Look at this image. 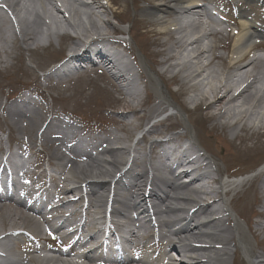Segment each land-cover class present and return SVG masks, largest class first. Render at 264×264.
<instances>
[{
  "label": "bare ground",
  "instance_id": "6f19581e",
  "mask_svg": "<svg viewBox=\"0 0 264 264\" xmlns=\"http://www.w3.org/2000/svg\"><path fill=\"white\" fill-rule=\"evenodd\" d=\"M135 1L147 6L143 12L149 20L140 21L134 14V24L126 32L130 41L126 44L116 38L124 33L116 25L126 22L123 19L127 15L125 1L122 8L115 0H107V5L100 0L87 3L80 0H4L5 6L0 7V45H20L28 53L32 50L30 46H34L36 53L53 41L64 40L69 32L76 38L73 46L85 44L87 48L80 52L81 57L70 56L57 65L50 76L57 81H67L83 69L78 65L79 60L89 65L100 61L104 69L101 74L108 76L118 94L126 99L122 112L115 116L121 130L125 131L123 126L132 122L136 129L142 123L147 126L167 110L175 114L174 122L153 125L133 146L124 144L117 135L98 137L94 141L100 145H93L92 151L107 144L98 153L99 158L80 155L87 157L88 162L78 164L73 159L62 163L67 153L65 138L51 139L52 119H42L37 99L27 95L9 105L6 110L12 121L10 124L17 132L22 129L15 117L24 121L32 132L36 129L32 141L28 145L23 143L25 149L34 148V139L54 146L50 157L60 164L61 170L56 174H60L58 182L65 183L55 188L56 197L62 199L72 193L78 194V198L51 209V213L60 215L54 223L44 222L36 214L40 213L38 208L21 206L36 214L34 216L14 208L15 211L5 209L7 219H20L25 226L13 224L0 233V264H148L128 257L110 263L95 249L82 255L76 253V248L94 242L105 229L123 233L124 227L134 239L139 230L154 229L161 249V253L154 256L155 264H185L170 259V253L180 250L171 239L173 236L181 243L189 238L205 241V246L195 249L202 255L192 264H264V168L251 178L230 179L226 167L217 166L225 154L220 156L209 151L195 130V125L201 124L204 135L214 145L221 141L220 145L228 148L229 158L241 162L252 160L256 147L249 144L259 141V137L264 139V57L253 56L257 48L253 42L264 32L246 19L244 8H238V22L232 23L235 32L228 36L224 45H217L214 38L223 32L219 29L223 24L218 23L204 5L197 3L199 0H132V3ZM245 1L248 6L255 5L256 10L264 9V0ZM107 8L116 22L108 20ZM57 15L61 18L57 19ZM81 16L86 17L85 24ZM204 21L208 24L204 25ZM139 33L147 41L135 44L133 49L131 40ZM219 50L222 53L218 54ZM133 55L137 64L131 61ZM89 67L83 71L89 75L97 71ZM233 86L235 91L240 90L236 95L235 91L231 93ZM187 94L193 96L188 98ZM210 96L211 102L208 101ZM184 117L188 124L184 123ZM62 122L59 127L71 126ZM59 127L54 129L59 130ZM173 130H179L178 134H172L165 142L151 141L148 151L144 150L146 147L142 145L149 138L147 134L162 136ZM64 134L69 135L70 128H66ZM83 138L82 142L86 140ZM11 140L16 141L15 138ZM111 142L120 147L113 148ZM18 145L21 148L22 144ZM83 150L78 148V151ZM16 155L15 148L9 156L13 166L18 161ZM200 161H206L211 170L195 168ZM188 166L191 170L186 169ZM177 168L183 170L175 174ZM134 169L138 172H131ZM122 171L121 176H117ZM186 178L189 183L183 184L181 181ZM110 179L111 182H107ZM105 193L113 205H118L109 213L103 212V207L109 205L105 204ZM18 194L20 197L27 195L25 192ZM14 202L21 205V202ZM78 203L81 205L74 212L67 211L68 206ZM172 204L190 207L173 208ZM5 207L10 206L0 203V211ZM132 213H139L147 220L141 224L129 216ZM241 216L245 224L239 221ZM117 218L123 222L118 223ZM67 224L76 234L63 236L66 242L73 239L69 252L54 251V256H45L42 255L44 249L33 246L31 241L20 246L28 256L11 250L24 240L23 230L39 239L54 240ZM178 224L180 226L172 233L160 232ZM87 227L93 231L82 241ZM182 246L189 247L184 243Z\"/></svg>",
  "mask_w": 264,
  "mask_h": 264
},
{
  "label": "rangeland",
  "instance_id": "374dc122",
  "mask_svg": "<svg viewBox=\"0 0 264 264\" xmlns=\"http://www.w3.org/2000/svg\"><path fill=\"white\" fill-rule=\"evenodd\" d=\"M123 1H125L127 9V15L123 18L124 22H126L122 23L123 25L120 26L116 25L121 30H125V28H129V26L134 24V14L136 19L140 21L149 20L148 17H146L147 15L143 12L147 6H145L142 1H135V3H132V0H115V3L122 8ZM202 1L206 3L218 2V0ZM220 2L221 3L218 5L223 6L222 10H226L224 4L225 2L228 3L229 0H222ZM101 3L106 5V1L104 0H101ZM234 5H236L237 8L245 7L244 2L240 0L234 1ZM108 10L109 9L107 8V11ZM250 16L252 17L249 18L256 20L253 14ZM81 17L85 24L87 20L86 17ZM107 18L111 22H116L109 11L107 12ZM232 19H234V17ZM136 22L137 24L140 23L139 21ZM139 34L141 36L139 35L135 38L131 37L133 49L135 44L140 45L147 41L146 39H143L142 33ZM124 38H128V41H130L127 33H125ZM220 40L219 36L214 38L217 45H224V42ZM65 42V40H60L58 45L56 41H53L52 45H49L44 50L36 53L33 52L34 46H30V49L32 48V53H30L31 50H29L30 52L28 53L23 51L20 48V45H0V142H2L3 145H6L8 141L11 149L14 150L15 148L18 149L20 147V145H18L20 142L27 144L32 141V135L36 132V129L32 132L24 121L15 117L18 127H21L22 129L20 133L17 132L10 124L12 121L6 110L9 105L24 99L25 96L28 95L30 98L38 100L42 119H46V121L57 115L64 116L74 120L85 128L93 127L100 129L97 130V132L94 131L96 134L100 132L98 135L105 134L106 136L113 132L112 134L120 137L124 141V144L133 146V143L139 139L140 135L138 134L139 132L137 131L139 130L137 129L143 126L140 129L142 131L146 125L145 123H142L141 126L136 129L134 122L126 123V125L123 126V128H125L124 131V129L121 130L120 126L116 124L115 116L117 113L122 112L121 108H123L122 106L126 99L118 94L116 87L111 84V80L108 76L105 74L102 75L100 71H95V73H91V75L86 71H80L76 77L69 81H57L50 76V73L53 72L61 59L66 56V54L64 55V52L67 50L65 47L66 45H61L65 44ZM77 46L71 45L70 49L76 48ZM3 49H5V52H3ZM217 53L220 54L221 51H218ZM234 88L235 87L233 86L231 93L235 91ZM208 101H212L211 96ZM184 119V123L188 124L187 119L185 117ZM197 126L198 124L195 125V130L198 132L200 142L211 152L220 156L225 154V158L222 162H218L217 166L220 168L226 167L231 178H251L255 176L260 169L264 168V139L261 137H259V141H253V143L249 144H255L256 147L255 153L252 155V160L246 162L235 161L228 157L229 150L226 146L224 148V145H220V143H222L221 141H219L218 145H214V142L204 135L205 130L203 131V126L201 124V127ZM108 130L112 131L108 133ZM14 138L16 141L11 140ZM127 140L128 142H126ZM33 143L35 149H33L32 153L34 155L35 153L38 155L41 154V156L46 157L49 161L48 158H50L51 152L53 151V146H50L45 142L41 143L39 139H34ZM3 209L4 210L0 211V233L10 229L13 224L17 225V227H21V225L25 226V223L20 219L15 220L14 218H11L12 216L10 217L11 219H7L5 212L15 211L11 206ZM239 221L245 224L244 217L241 216ZM13 249L14 248L11 247V250Z\"/></svg>",
  "mask_w": 264,
  "mask_h": 264
}]
</instances>
